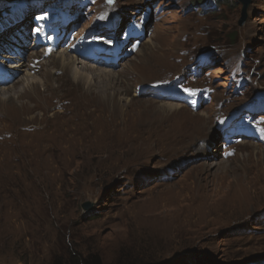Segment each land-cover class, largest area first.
<instances>
[{
	"label": "rangeland",
	"instance_id": "1",
	"mask_svg": "<svg viewBox=\"0 0 264 264\" xmlns=\"http://www.w3.org/2000/svg\"><path fill=\"white\" fill-rule=\"evenodd\" d=\"M53 1L79 24L66 26L67 35L101 38L97 29L111 26L112 40L126 43L113 71L154 51L167 67L118 81L114 143L130 145L110 147L99 134L92 147H44L24 126L14 130L19 104L8 97L47 81L57 62L42 61L41 49L27 58L33 70L18 79L28 81L7 90V105L0 101V264H264V142L229 136L225 144L219 128L243 114L264 129V0H251L243 26L237 0H113L112 8L106 0ZM50 2L0 0V47L22 32L28 43V22ZM203 55L209 62L196 68ZM155 85L203 90L211 100L193 111L155 99L147 91ZM169 148L179 153L166 159Z\"/></svg>",
	"mask_w": 264,
	"mask_h": 264
},
{
	"label": "bare ground",
	"instance_id": "2",
	"mask_svg": "<svg viewBox=\"0 0 264 264\" xmlns=\"http://www.w3.org/2000/svg\"><path fill=\"white\" fill-rule=\"evenodd\" d=\"M55 5V7H51L53 10L52 14L59 16L61 19L60 23L63 22L65 25L69 26L68 30L79 25L71 23L70 21L67 22L66 18L63 16L62 13L67 9V4L62 5V3L58 4L55 2ZM54 29L56 35H58L60 29L56 26ZM121 29L122 27L118 32ZM63 31H65V29L61 31V40L64 36ZM102 31L105 33V36L109 35V31ZM81 35L82 32L77 31V34L73 37L77 40ZM18 38L19 40L17 43L7 41L6 47H0V50L4 52L3 54L2 52L0 53V63L7 64L8 61H13L7 65L9 74L13 76V81L10 84L4 83L3 85H0V88H5L4 94L0 98V101L4 104L8 101L5 93H7L8 89L12 88L11 86L17 82H21L24 85V83L28 81V78L26 80L18 79L20 73L33 70L28 67L27 58L39 55L37 50L40 48H38L37 45L28 44L30 47H26L25 43L27 42V37L25 38V36H21ZM110 44H112V47L109 48ZM74 45L75 42L73 40L68 49L62 48L59 53H54L50 56L51 58H47L49 60L46 61V64L51 62V60H56L57 66L49 71L47 81L42 82L37 78L41 86L37 85L38 81H35V83L30 81L27 86L25 85L22 87L23 91L17 92L18 90H16L17 95L14 96L12 93L9 95L8 105L10 101L14 99V101L19 104H16V107H13L12 110V112H15L12 120L16 127H14V130L17 131L20 126H24V131H29L27 132L29 136L39 135L41 138L40 143L43 144L44 147H87V145L92 147L95 145L94 139L99 134L110 140V147L116 145L125 147L127 144L130 145L131 141L127 138H124L119 144L118 142L116 144L114 143L121 134L119 125L116 124L118 123L116 121V116H114L116 103L113 102L114 96L119 95L116 90L118 81L121 85L126 86L128 83H125V78H127L128 75L133 77L136 75L138 78L139 74L145 72L150 73L152 70L167 67L165 66L166 61H164L166 60V56L161 58L162 60H158L156 59V56H154V51L151 52L147 58L145 57L139 62L127 64L122 68L123 71L120 70V72H115L112 68L117 67L119 64L116 65L110 63L105 67H100L98 65L79 61L75 51H72ZM106 45L108 46L106 49L109 50L110 53L104 56H112L114 59L119 58L122 62L126 53L124 47L125 43L115 44L109 42L108 39ZM137 45L139 46L140 43H137ZM140 47L137 55L142 51V46L140 45ZM42 48L44 50V47ZM29 50H32L34 53H32L31 56H25ZM51 53H53V51ZM46 54L47 52L44 51L41 52L39 56L44 59ZM57 72H60L61 74L56 75ZM51 81H53L55 85H50ZM102 82H104V84ZM101 85L103 87H101ZM39 87L43 88V93L37 91ZM47 89H49L50 92H47ZM110 91H112L111 94L109 93ZM9 93L10 92L8 91V94ZM135 93H137V90ZM24 96L27 98H25L26 101L22 102ZM169 105L182 108L176 104ZM37 110H41V112L44 113H42V116L45 117L41 120H37L38 118L36 116H32ZM48 112H50L49 115L47 114ZM22 113H27L28 118H24ZM110 118L111 120H109ZM40 143L38 145H33V143H31L30 147H43ZM185 148L186 149H183L184 151L188 149V147ZM175 150L177 149L169 148L166 151L168 153L164 154L163 157L167 159L168 157L175 156L179 153H175ZM201 152L209 154L205 147L201 148Z\"/></svg>",
	"mask_w": 264,
	"mask_h": 264
},
{
	"label": "water",
	"instance_id": "3",
	"mask_svg": "<svg viewBox=\"0 0 264 264\" xmlns=\"http://www.w3.org/2000/svg\"><path fill=\"white\" fill-rule=\"evenodd\" d=\"M239 3H241L243 5V18L240 21V26H243L246 20V12L251 4V0H237ZM92 204L87 202L82 204V209L84 212H90L92 210Z\"/></svg>",
	"mask_w": 264,
	"mask_h": 264
},
{
	"label": "snow or ice",
	"instance_id": "4",
	"mask_svg": "<svg viewBox=\"0 0 264 264\" xmlns=\"http://www.w3.org/2000/svg\"><path fill=\"white\" fill-rule=\"evenodd\" d=\"M113 0H109V3H112ZM185 92L189 93L190 95H194V93L191 92L189 89H184Z\"/></svg>",
	"mask_w": 264,
	"mask_h": 264
},
{
	"label": "trees",
	"instance_id": "5",
	"mask_svg": "<svg viewBox=\"0 0 264 264\" xmlns=\"http://www.w3.org/2000/svg\"><path fill=\"white\" fill-rule=\"evenodd\" d=\"M83 264H97L96 262L85 261Z\"/></svg>",
	"mask_w": 264,
	"mask_h": 264
}]
</instances>
